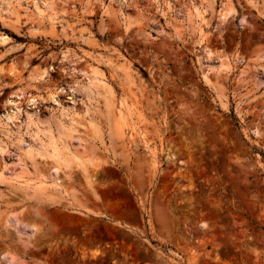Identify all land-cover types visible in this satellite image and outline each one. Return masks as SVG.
Here are the masks:
<instances>
[{
    "label": "rangeland",
    "instance_id": "1",
    "mask_svg": "<svg viewBox=\"0 0 264 264\" xmlns=\"http://www.w3.org/2000/svg\"><path fill=\"white\" fill-rule=\"evenodd\" d=\"M3 36L0 264H264V0H0Z\"/></svg>",
    "mask_w": 264,
    "mask_h": 264
},
{
    "label": "bare ground",
    "instance_id": "2",
    "mask_svg": "<svg viewBox=\"0 0 264 264\" xmlns=\"http://www.w3.org/2000/svg\"><path fill=\"white\" fill-rule=\"evenodd\" d=\"M5 39H7L5 36H3V37H1L0 38V41H4ZM17 98H22V97H19V96H17ZM53 100V99H52ZM31 102H34L35 101V98H31V100H30ZM11 104H12V102H10Z\"/></svg>",
    "mask_w": 264,
    "mask_h": 264
}]
</instances>
